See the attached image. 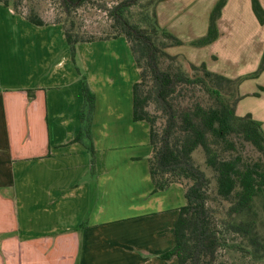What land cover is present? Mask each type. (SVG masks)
<instances>
[{"label":"crops","instance_id":"0c3cea01","mask_svg":"<svg viewBox=\"0 0 264 264\" xmlns=\"http://www.w3.org/2000/svg\"><path fill=\"white\" fill-rule=\"evenodd\" d=\"M238 1L223 8L218 39L190 50L207 58L190 63L239 78L234 52L248 40V68L251 74L258 69L264 25L252 0H243L251 30H235ZM216 2L163 0L157 20L188 44L206 34ZM167 52L176 54L174 47ZM77 56L81 73L61 25L36 27L0 3V264H178L161 256L175 244L184 190L174 185L153 193L149 126L132 116L138 70L130 46L123 37L86 42ZM82 75L96 98V178L88 182L91 158L75 142L82 128ZM247 83L245 95L246 84L239 87L237 114H250L264 128V71Z\"/></svg>","mask_w":264,"mask_h":264},{"label":"trees","instance_id":"16d2710c","mask_svg":"<svg viewBox=\"0 0 264 264\" xmlns=\"http://www.w3.org/2000/svg\"><path fill=\"white\" fill-rule=\"evenodd\" d=\"M24 1L0 0L15 15L20 14ZM163 0H121L107 6L99 5L111 22L112 34L106 38L87 36L82 32L77 11L96 0H59V15L54 24L63 27L71 59L78 72L77 47L86 42L123 37L133 55L138 80L132 86V116L135 122L149 126L152 147L148 158L153 193L177 185L184 190L185 204L179 208L175 224V244L163 254V260L177 259L178 264H214L218 252L226 244V234H236L248 240L255 259L264 258V241L256 232L258 213L255 199H264V131L262 124L250 114L240 116L237 106L241 79H231L212 72L206 63H189L190 70L177 63L166 49L185 44L157 20L156 6ZM228 0H217L209 15L204 36L188 43L202 48L219 37L217 22ZM141 5L143 13L132 20L131 9ZM252 10L264 25V9L259 0H252ZM24 18L36 27L48 26L34 8ZM164 60L170 63L163 67ZM264 71V53L257 78ZM195 89L209 99L203 105L195 102L179 106V99ZM82 128L75 141L87 138L91 146V165L95 164V149L91 126L96 98L87 78L82 75ZM246 146L252 155H244ZM201 152L203 164L196 162ZM264 206V205H263Z\"/></svg>","mask_w":264,"mask_h":264},{"label":"rangeland","instance_id":"374dc122","mask_svg":"<svg viewBox=\"0 0 264 264\" xmlns=\"http://www.w3.org/2000/svg\"><path fill=\"white\" fill-rule=\"evenodd\" d=\"M59 0H32L31 3H28V1H24L23 5L21 6V17H24L28 14L29 9L32 7L34 8L38 15L41 16L47 23H54L56 17L59 15ZM121 0H96L97 3L86 5L82 8H80L76 16L78 20L80 21L82 25V32L87 36H94L98 38H106L107 36H110L112 34V30L110 28L111 22L108 19L106 13L100 9L99 5L106 4L107 6H112ZM147 0H141V4H145ZM238 5L237 14L240 15V19L235 20L236 27L235 30H251V27L249 26L250 22L248 19L247 13L249 12V7L243 3V0L238 1L236 4ZM234 8H230L228 13L229 16L233 14ZM132 13V20L137 21L140 19L141 14L143 13V8L141 5H137L131 9ZM234 30V29H233ZM175 52L176 54H170L171 56H176L177 63H181L183 68L187 71L190 70L189 63L190 61H203L207 58L205 56V53L203 54H195L191 55V49L193 47L189 46L188 44H183L182 46H176ZM195 48V47H194ZM170 50L166 49V51ZM217 53H220L217 51ZM234 55L236 59H239L241 71L239 74V78L241 79V83L246 84L245 89L243 90V93H247L248 90H246L249 86V83H247L251 79V73L249 70V62L252 56V52L250 51L248 40H246L241 46L240 49L236 52H234ZM71 56V55H70ZM78 60V56H77ZM163 67H166L168 63H170L168 60H164ZM237 79V78H236ZM251 97H245L246 102L250 101ZM195 102H199L203 105H206L209 103V99L206 96V94L200 90L195 89L193 92H188L186 96L183 98H180L178 103L179 106H190L194 104ZM264 131V128H262ZM93 139V138H92ZM76 143L82 145L85 150L87 151L89 155V159L91 158V153L89 152V147L91 146V143H89L87 138H82V140L75 141ZM94 151H96V148L94 147ZM244 155H252V150L250 147L246 146L243 148ZM195 159L198 164L202 166L206 170L207 173L210 172L207 170L203 164V154L201 152H198L195 154ZM90 168L88 169V172L85 174L84 182H88V180H92L93 176L96 175V166L95 164L91 166V159H90ZM96 178V177H95ZM264 199L262 196L257 197L255 199V209L258 213V219L256 224V232L258 235L262 238L264 241ZM90 216V211H87L85 216L82 218L81 222V228L84 229L88 225V218ZM226 244L225 246L218 252L217 260L214 264H264V258L263 259H255L252 255L253 247L250 245L249 241L244 239L243 237L236 235V234H226Z\"/></svg>","mask_w":264,"mask_h":264}]
</instances>
